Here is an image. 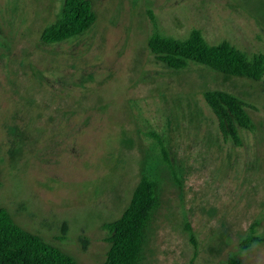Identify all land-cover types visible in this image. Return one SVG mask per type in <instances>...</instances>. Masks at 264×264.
I'll use <instances>...</instances> for the list:
<instances>
[{
  "label": "rangeland",
  "instance_id": "374dc122",
  "mask_svg": "<svg viewBox=\"0 0 264 264\" xmlns=\"http://www.w3.org/2000/svg\"><path fill=\"white\" fill-rule=\"evenodd\" d=\"M91 1L88 32L46 45L64 0H0V208L79 264H103V225L143 172L159 173L142 264H264V77L173 71L148 47L153 16L168 37L198 30L264 55V0ZM207 91L247 105L256 129L239 131L241 147L223 140ZM254 224L261 242L242 250Z\"/></svg>",
  "mask_w": 264,
  "mask_h": 264
},
{
  "label": "trees",
  "instance_id": "16d2710c",
  "mask_svg": "<svg viewBox=\"0 0 264 264\" xmlns=\"http://www.w3.org/2000/svg\"><path fill=\"white\" fill-rule=\"evenodd\" d=\"M151 18L153 32L149 38V50L158 63L169 69L183 71L189 62H193L228 77L247 78L256 82L263 79V54L250 57L228 41L212 46L198 30H193L186 40H177L164 35L153 16ZM96 20L91 0H64L60 17L42 32L41 42L55 45L78 38L88 32ZM203 98L217 118L223 140L241 147L239 131L253 132L256 129L246 111L247 105L225 92L207 91ZM153 136L158 140L162 157L167 160L166 141L156 134ZM152 176L143 172L121 218L103 225L109 244L103 264H142L148 232L162 205V176L159 173V179ZM256 226L252 225L242 241V250L261 242L256 236ZM0 264L79 263L41 237L22 229L6 209L0 208ZM228 264L240 263L231 259Z\"/></svg>",
  "mask_w": 264,
  "mask_h": 264
}]
</instances>
